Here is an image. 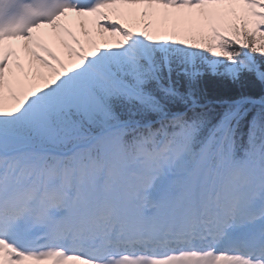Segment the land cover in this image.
Wrapping results in <instances>:
<instances>
[{
	"label": "snow or ice",
	"instance_id": "obj_1",
	"mask_svg": "<svg viewBox=\"0 0 264 264\" xmlns=\"http://www.w3.org/2000/svg\"><path fill=\"white\" fill-rule=\"evenodd\" d=\"M206 75L264 86V0H0V264H264V98Z\"/></svg>",
	"mask_w": 264,
	"mask_h": 264
},
{
	"label": "trees",
	"instance_id": "obj_2",
	"mask_svg": "<svg viewBox=\"0 0 264 264\" xmlns=\"http://www.w3.org/2000/svg\"><path fill=\"white\" fill-rule=\"evenodd\" d=\"M197 93L202 97V102H231L241 96H249L260 100L264 98V86H260L251 78L241 83H233L224 77L206 75L201 78ZM213 105L217 110L219 109V105Z\"/></svg>",
	"mask_w": 264,
	"mask_h": 264
},
{
	"label": "bare ground",
	"instance_id": "obj_3",
	"mask_svg": "<svg viewBox=\"0 0 264 264\" xmlns=\"http://www.w3.org/2000/svg\"><path fill=\"white\" fill-rule=\"evenodd\" d=\"M81 39H84V38L81 37ZM97 39H99V38H97ZM12 43H15V42H12ZM54 50H55V49H54ZM21 60H22V62H23V60H24L23 54H21Z\"/></svg>",
	"mask_w": 264,
	"mask_h": 264
}]
</instances>
